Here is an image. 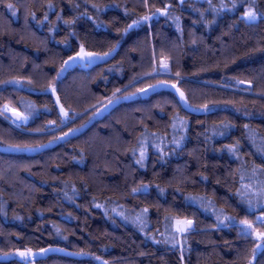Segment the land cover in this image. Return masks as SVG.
I'll list each match as a JSON object with an SVG mask.
<instances>
[{
    "label": "trees",
    "instance_id": "obj_1",
    "mask_svg": "<svg viewBox=\"0 0 264 264\" xmlns=\"http://www.w3.org/2000/svg\"><path fill=\"white\" fill-rule=\"evenodd\" d=\"M81 52L99 61L65 68ZM175 121L179 144L137 161L141 134ZM259 216L264 0H0V264H264Z\"/></svg>",
    "mask_w": 264,
    "mask_h": 264
},
{
    "label": "rangeland",
    "instance_id": "obj_2",
    "mask_svg": "<svg viewBox=\"0 0 264 264\" xmlns=\"http://www.w3.org/2000/svg\"><path fill=\"white\" fill-rule=\"evenodd\" d=\"M85 66V65H83ZM10 84H12V87L13 88H18V90L24 92L26 95H35V94H40L41 92L37 91L36 89L32 88L29 84L25 83V82H22V81H13V82H10ZM47 92L52 95V97L54 98V101L56 103V105H58V100H57V97H56V91H55V86H51ZM118 94V93H116ZM114 94V95H116ZM113 95V96H114ZM106 100L96 104L93 108L94 109V113L91 114V118L94 117L95 113L97 111H99L100 107L103 106L104 104H106ZM27 108L29 107L28 105H25ZM58 107V106H57ZM93 108H91L90 110H92ZM186 108L190 109V110H193V111H197V109H194L190 106H188L186 104ZM29 109L31 111H33V108L29 107ZM4 112L7 113L9 111H19L21 113V118H20V121L19 122H14L12 121L9 117H5V119H9L8 122L10 123H13L15 124L14 126H16L17 124H21V125H24L26 124L32 116H29V115H25L22 111L18 110V109H13L9 106H5L3 108ZM90 110H87L90 111ZM58 113H59V116H60V120H61V127L62 126H65L67 125L69 122L73 121L75 118L73 119H70L69 116H68V112H66L65 110H63L61 112V110L58 109ZM97 114V113H96ZM79 117V116H78ZM90 122V121H89ZM89 122L85 123L82 127H80L79 129L77 130H80L81 128H84L86 127ZM177 122H173V125H172V128L170 129V132L168 134H166L165 136H162L160 134H157V133H150V132H144L143 134H141V136L139 137L138 139V144H137V147L135 148L133 154L134 156L136 157L137 161H143L146 159V149L151 146L154 148L155 151H159L163 148V146H167V145H173V144H179V142L181 141L182 139V132L181 130H183L182 128L178 127V125H176ZM19 126V125H18ZM53 127V126H52ZM51 128V127H50ZM210 212H214V208H210ZM219 213V212H218ZM221 216H223L224 214L223 213H219ZM143 217H144V214H142L141 217H136V220L140 223H142V220H143ZM226 218V217H225ZM187 221H191V220H177V219H174L172 221V231L174 233H176L178 236L185 233L184 232H180L178 231L179 228L181 227H184L187 223ZM228 221L230 223H233L234 225H237L238 226V229L240 232H244V233H247L248 231L251 230V223L247 222L245 223V221L243 220H240L239 218L235 217V216H228ZM258 221V220H257ZM192 222V221H191ZM248 225H251V227H249ZM255 233V232H254ZM259 240H261V237L259 236L258 237ZM259 245H264V242L260 243ZM259 248H262V247H259ZM22 259H26V256L25 255H22L21 256Z\"/></svg>",
    "mask_w": 264,
    "mask_h": 264
},
{
    "label": "water",
    "instance_id": "obj_3",
    "mask_svg": "<svg viewBox=\"0 0 264 264\" xmlns=\"http://www.w3.org/2000/svg\"><path fill=\"white\" fill-rule=\"evenodd\" d=\"M66 61H67V64L64 63L65 68L73 69V68H75L77 66L93 64L95 62H98L99 59H98V57H96V56H94V55H92L90 53L81 52V53H78L76 55L71 56ZM159 87L160 86H155V87L148 88V89H146L144 91H141L139 93V96L140 97L148 96L151 93L155 92L157 89H159ZM57 106H58V109L61 110V112H62L63 108L61 107V105L58 104ZM105 110L106 109L100 110V112H98L96 114L97 118H100L102 116V114L105 112ZM6 116L9 117L12 121L17 123V122L20 121L21 113L19 111H9V112L6 113ZM52 126H53V124H49V125H47V128H50ZM257 220L258 221H262V220H264V217L263 216H259V217H257ZM192 229H193V223H191V226L188 227L187 231H190ZM58 253H61L60 249L48 248V249H45V250H42V251H39V252H32L29 255H27L26 258L28 260H38L40 258H44L47 255L58 254Z\"/></svg>",
    "mask_w": 264,
    "mask_h": 264
},
{
    "label": "snow or ice",
    "instance_id": "obj_4",
    "mask_svg": "<svg viewBox=\"0 0 264 264\" xmlns=\"http://www.w3.org/2000/svg\"><path fill=\"white\" fill-rule=\"evenodd\" d=\"M181 2L183 3V0H181ZM49 7H51V5H49ZM7 8L12 10L14 8V5L12 3H9L7 5ZM12 14L15 15V12L13 11ZM244 18L246 20H249V21L255 20L256 19V14L254 12H252V11H248V12L245 13ZM144 19H148V17H145ZM66 23H70V21H66ZM134 23H137V22H134ZM129 27H132V25H129ZM105 55H107V53ZM65 63L67 64V61ZM165 67H167V65H165ZM150 87H155V86H150ZM173 87H175V85H173ZM177 91L179 92V89H177ZM180 96H181V99H183L184 94L181 92ZM191 223H192L191 221H187L186 225L184 227L179 228L178 231H180V232L187 231L188 227L191 226ZM245 223H247V222H245ZM248 226L251 227V225H248ZM260 235L262 237H264V233H261ZM258 247H264V245H258Z\"/></svg>",
    "mask_w": 264,
    "mask_h": 264
}]
</instances>
